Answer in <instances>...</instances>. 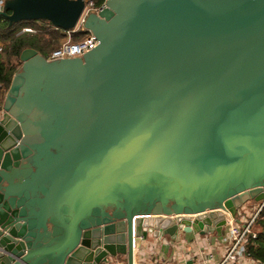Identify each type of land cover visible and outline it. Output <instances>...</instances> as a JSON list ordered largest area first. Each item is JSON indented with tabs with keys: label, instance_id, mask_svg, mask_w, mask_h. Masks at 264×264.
Instances as JSON below:
<instances>
[{
	"label": "water",
	"instance_id": "95a60500",
	"mask_svg": "<svg viewBox=\"0 0 264 264\" xmlns=\"http://www.w3.org/2000/svg\"><path fill=\"white\" fill-rule=\"evenodd\" d=\"M84 7L0 15L67 32ZM85 27L87 51L24 50L5 96L0 264H134L148 239L169 251L263 207L264 0H108Z\"/></svg>",
	"mask_w": 264,
	"mask_h": 264
},
{
	"label": "trees",
	"instance_id": "16d2710c",
	"mask_svg": "<svg viewBox=\"0 0 264 264\" xmlns=\"http://www.w3.org/2000/svg\"><path fill=\"white\" fill-rule=\"evenodd\" d=\"M94 2L98 7L103 4V0H94ZM24 26L33 27L36 32L18 34V30ZM83 38H85L84 33L76 35L74 41ZM65 39L66 33L47 21L22 22L10 27L7 19L0 15V113L12 78L18 70L22 52L33 49L48 58ZM251 229L252 233L248 237V253L254 260L264 263V206L257 213Z\"/></svg>",
	"mask_w": 264,
	"mask_h": 264
},
{
	"label": "built area",
	"instance_id": "2783aa9c",
	"mask_svg": "<svg viewBox=\"0 0 264 264\" xmlns=\"http://www.w3.org/2000/svg\"><path fill=\"white\" fill-rule=\"evenodd\" d=\"M108 0H103V4L101 6H96L94 0H85V7L80 16V19L76 25V27L71 30L67 31L66 39L62 43V45L54 50L49 60H55L58 56L73 52V51H87L93 44H94V34L87 30L85 25L89 18L90 13H98L104 7H106V3ZM5 0H0V9L2 8ZM54 27V26H53ZM36 29L30 26H24L18 30V34L22 33H35ZM84 33L85 38L74 41V37L76 35H80ZM261 206L259 211L261 210ZM258 211V212H259ZM228 218V216H227ZM254 219L250 222L244 224H238L232 216L230 219L228 218V225L227 227V235L222 239L221 244L226 245L228 250L219 263H214V255L210 249V246L206 247L204 244L201 249L194 251L193 249H188L183 251L181 247H173L174 253L183 257V259L190 258L193 259L194 257L198 258L199 264H264L262 262L254 260L248 253V242H249V235L252 233V224ZM203 237L204 235H200ZM185 244V242H181L180 244ZM196 242L192 243L195 244ZM190 244V243H186ZM172 249V248H171ZM121 256L114 257L110 259L108 264H124V260H121ZM126 259V258H125Z\"/></svg>",
	"mask_w": 264,
	"mask_h": 264
},
{
	"label": "crops",
	"instance_id": "0c3cea01",
	"mask_svg": "<svg viewBox=\"0 0 264 264\" xmlns=\"http://www.w3.org/2000/svg\"><path fill=\"white\" fill-rule=\"evenodd\" d=\"M47 60H49L47 58ZM52 61V60H49ZM14 63L16 61H13ZM23 62L20 61V65L18 67V71L23 69ZM16 72V73H17ZM15 75V74H14ZM8 92V91H7ZM7 94V93H6ZM238 224H246V223H238ZM227 235V227L223 229L222 232H215L213 234H207L203 237L198 233H193L188 236L183 237V242L185 244H173L172 249L167 251L166 248L162 247V243L156 241L154 239H148L143 242L142 248L140 250L135 251L134 255V264H199L198 258L194 257L193 259L187 258L183 259L179 254L174 253L173 247H181L180 249L183 251L188 249H193L194 251L199 250L205 244L206 247L210 246V249L214 255V263H219L224 258L228 248L226 245H222V239ZM190 243L189 245L186 243ZM196 242L195 244H192ZM121 260H124V264H128L127 258L121 256ZM126 258V259H125ZM240 264V263H238ZM245 264H249L248 262Z\"/></svg>",
	"mask_w": 264,
	"mask_h": 264
},
{
	"label": "rangeland",
	"instance_id": "374dc122",
	"mask_svg": "<svg viewBox=\"0 0 264 264\" xmlns=\"http://www.w3.org/2000/svg\"><path fill=\"white\" fill-rule=\"evenodd\" d=\"M231 208H233L232 215L234 216V219L237 223H247L250 222L252 219H255L260 209V205L253 198L245 197V200L242 203H234Z\"/></svg>",
	"mask_w": 264,
	"mask_h": 264
},
{
	"label": "bare ground",
	"instance_id": "6f19581e",
	"mask_svg": "<svg viewBox=\"0 0 264 264\" xmlns=\"http://www.w3.org/2000/svg\"><path fill=\"white\" fill-rule=\"evenodd\" d=\"M232 209H229V210H227V212H226V215L228 216V218L230 219L233 215V213H232V211H231Z\"/></svg>",
	"mask_w": 264,
	"mask_h": 264
}]
</instances>
